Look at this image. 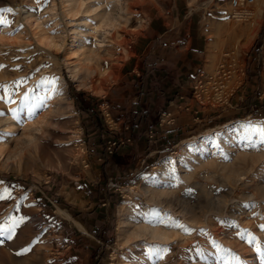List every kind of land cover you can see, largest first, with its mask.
I'll return each mask as SVG.
<instances>
[{"label":"rangeland","instance_id":"1","mask_svg":"<svg viewBox=\"0 0 264 264\" xmlns=\"http://www.w3.org/2000/svg\"><path fill=\"white\" fill-rule=\"evenodd\" d=\"M79 1L108 7L114 17L106 28L108 63L69 52L63 0H0V85L8 88H0V264H76L73 257L77 264H264V143L246 127L264 125V0L245 10H234L232 0ZM88 15L75 18L97 21ZM171 15L184 16L186 31L191 26L204 65L193 95L210 110L137 172L97 170L87 112L99 126L115 125L119 106L105 115L102 103L147 84L148 41L157 22L160 32L173 28ZM39 17L49 37L30 26ZM75 63L85 71L69 69ZM158 79L151 78L152 90ZM132 100L121 103L129 127V108L139 102ZM237 122L244 131L226 144ZM169 214L190 215L192 233L183 227L166 243L136 236L137 225L171 231L161 220ZM21 219L8 239L6 229ZM69 223L85 238L67 244Z\"/></svg>","mask_w":264,"mask_h":264},{"label":"crops","instance_id":"2","mask_svg":"<svg viewBox=\"0 0 264 264\" xmlns=\"http://www.w3.org/2000/svg\"><path fill=\"white\" fill-rule=\"evenodd\" d=\"M169 18L173 20V28H162L160 32L159 26L162 24L157 22L153 32L154 38L148 41L147 58L143 64L147 84L130 89L125 97L116 100V103L115 99L113 102L102 103L101 108L105 115L108 114L106 109H110L109 107L119 106L113 111L115 125L107 128L99 126L95 114L92 111L87 112L88 118H92L88 133L93 137L90 140L89 160L92 165L97 166V170L106 171L109 168L115 177L137 172L142 165L150 164L161 156L172 146L178 134L191 128L203 116L205 110H210L197 104L193 95L195 78L199 68L204 69V65L199 53L195 52L196 41L188 36L191 26L186 31L184 16L171 15ZM153 77L159 78L160 81L156 90L151 88L150 81ZM139 89L141 91L131 97L133 91ZM129 98L131 101L135 98L139 101L132 106V110L129 108L133 113L131 127L128 123L121 122L122 119L126 120L127 113V107H122L121 103ZM114 129L121 131L117 133ZM124 136L129 137L131 143L111 155L107 154L108 144L115 141V138L122 139ZM79 226L83 227L80 224ZM67 227L73 229L66 235L67 244L85 238L82 235L84 232L77 230L74 223H69ZM91 252L92 249L87 248L86 255L89 256ZM85 259L88 260L89 257ZM73 260L78 263V257H73Z\"/></svg>","mask_w":264,"mask_h":264},{"label":"bare ground","instance_id":"3","mask_svg":"<svg viewBox=\"0 0 264 264\" xmlns=\"http://www.w3.org/2000/svg\"><path fill=\"white\" fill-rule=\"evenodd\" d=\"M62 5H63L62 6L63 11H61L62 16L60 17L62 18L61 22L65 25L67 33L69 34V37L67 39L69 52H71L73 55L79 58L80 61H85V62L86 61H100V62L106 61L108 63L111 60V56H112V46H109V47L105 46V42L107 40L106 35L108 34V32L106 31V28L107 27L112 28L115 22L113 15L109 11L110 9L107 10L108 8L107 7L105 10H102L101 12L99 11L97 5L86 6L83 2L79 0H63ZM92 12L94 13L93 18L97 19V21L93 24L92 23L88 24L89 22L87 23V19L84 21V19L80 20V19L75 18L78 15L83 16L82 18H86L89 16L88 14ZM53 14H54L53 8H51L48 11L47 15H49L50 17H53ZM41 19L42 17L34 19L33 22H31L30 26L31 27L33 26L35 35L42 38L43 36L44 37L48 36V32H46V30L44 29L45 27H43L44 23L40 22ZM56 22L57 21H55L54 24ZM48 37L45 39H49V44L51 43L54 44L56 42V41L54 42L53 37H52L53 42L51 40V37L50 38ZM64 41H65V38H64ZM69 69H71L74 72L85 71L84 68L80 67L79 63L73 64V67ZM235 127H236V132L233 135L231 136L226 135V144L233 143L234 139H236L237 137H239L240 134L243 133L244 131L243 125L237 122ZM189 143L190 142L186 141L187 145H189ZM198 144H200V147H202L204 145V142L200 140ZM159 177L162 178L164 181H166L165 179L171 178L169 168L164 166ZM169 213H170V210H169ZM176 218L177 217H174L172 215H170V217H168L167 215V219H165L164 215L161 218V220L163 219L162 220L163 223L166 220L165 224L170 226L171 231H169L167 226L165 227L164 225L163 227L137 225L135 234L136 236H139V237L140 235L148 236L150 239L156 240L161 243L169 242L170 239L172 238V235L173 234L176 235L177 233H179L178 231L182 230L183 227H184V230L188 231V233L190 234L192 230L191 228H192V222H193L192 217L189 215L188 218H184L183 221H180L179 219H176Z\"/></svg>","mask_w":264,"mask_h":264},{"label":"built area","instance_id":"4","mask_svg":"<svg viewBox=\"0 0 264 264\" xmlns=\"http://www.w3.org/2000/svg\"><path fill=\"white\" fill-rule=\"evenodd\" d=\"M255 2V0H232L231 2V7L234 10H245L246 8L250 7L251 5H253ZM199 76H203L202 74H200ZM201 79L198 81V84H201ZM195 86H193V89L195 90ZM131 140L127 139L126 142H119L116 143L115 141L111 142L108 144L107 149H106V153L111 155L113 154L115 151H117L119 148H121L123 145L126 144H130Z\"/></svg>","mask_w":264,"mask_h":264},{"label":"snow or ice","instance_id":"5","mask_svg":"<svg viewBox=\"0 0 264 264\" xmlns=\"http://www.w3.org/2000/svg\"><path fill=\"white\" fill-rule=\"evenodd\" d=\"M3 11H8V12H11L12 10L11 9H4ZM0 88H3L5 93L8 92V88L6 86H3V85H0ZM0 99H5V96H0ZM13 112L15 113V110H13ZM2 114V113H0ZM29 114L31 115L32 112L30 110ZM14 118H15V115H14ZM250 131H252L253 133L255 134H258L259 137H260V140L262 143H264V125H248L246 126ZM3 197H0V199H2ZM22 222V219L21 221H16L12 224V227L10 229H6V231H8L10 234L8 236V239H11L12 238V235H14L15 233V228L18 226V224ZM262 228H264V226H261ZM25 252L27 251H30V249H25L24 250ZM257 251H259V248H257Z\"/></svg>","mask_w":264,"mask_h":264}]
</instances>
